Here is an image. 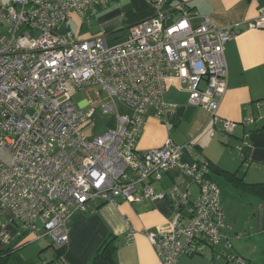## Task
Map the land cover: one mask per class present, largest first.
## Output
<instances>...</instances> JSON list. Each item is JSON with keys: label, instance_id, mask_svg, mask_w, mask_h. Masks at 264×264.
<instances>
[{"label": "built area", "instance_id": "2783aa9c", "mask_svg": "<svg viewBox=\"0 0 264 264\" xmlns=\"http://www.w3.org/2000/svg\"><path fill=\"white\" fill-rule=\"evenodd\" d=\"M110 1L117 0H0V205L24 232L62 246L74 210L168 199L172 217L145 231L162 264L210 249L216 259L248 264L218 251L231 250L232 242L222 231L220 189L205 179L209 161L196 146L167 140L156 148L137 147L147 117L163 114L173 87L211 113L212 136L219 122L228 136L257 121L217 114L228 88L225 46L235 33L208 17L195 27L194 11L177 0H149L156 13L129 26L119 43L110 44L102 33L79 39L62 31L72 13L85 18ZM248 24L264 30V5ZM92 85L102 86L107 97L103 103L86 100V113L74 95ZM100 104L114 114L115 125L89 137L84 127ZM186 153L191 162L182 161ZM174 168L199 185L194 202L190 189L156 190Z\"/></svg>", "mask_w": 264, "mask_h": 264}, {"label": "crops", "instance_id": "0c3cea01", "mask_svg": "<svg viewBox=\"0 0 264 264\" xmlns=\"http://www.w3.org/2000/svg\"><path fill=\"white\" fill-rule=\"evenodd\" d=\"M177 1L186 2L194 11L195 27L208 17L214 24L235 33L225 46L228 88L217 114L235 122H242L253 115L257 121L248 126L238 125L230 137L222 134V124L219 122L212 136L215 126L211 113L191 104L187 91L173 87L164 97L166 107L163 114L147 117L137 147L140 150L156 148L167 140L179 145L191 142L216 166L229 171L240 169L247 182H264V104L261 107L256 104L264 101V30L250 28L248 24L258 16L264 0ZM155 13L156 8L149 0L110 1L107 7L89 11L85 18L72 13L62 31L71 30L79 39L104 33L110 42L114 39H110L109 34L126 30L123 41L128 35L129 26ZM71 22L76 24L77 31ZM84 25L88 28H84ZM75 102L85 105V101ZM93 116L84 127L89 137L115 125V119L111 117L97 126L92 120ZM245 131H250V145L244 147L242 152L248 158V166L244 165L242 156L237 155L235 150ZM215 137H219V140H215ZM182 161L190 162V155L184 154ZM162 181L177 185L181 190L189 188L187 178L178 168L170 170L163 177L157 191L168 188ZM220 183L226 213L225 233L232 239L234 251L245 257L249 264H264V201L240 193L223 179ZM172 215L173 210L166 199L148 198L133 203L123 200L119 204L102 203L94 211L74 210L68 242L55 246L51 240L48 241L49 238H36L24 232L14 220L11 210L0 205V251L18 249L8 264H44L45 261L52 264H92L97 249L112 234L118 238V264H162L145 231L165 224ZM131 232L133 238L129 239ZM176 264L230 263L223 257L214 259V254L206 250L203 255L183 256Z\"/></svg>", "mask_w": 264, "mask_h": 264}, {"label": "trees", "instance_id": "16d2710c", "mask_svg": "<svg viewBox=\"0 0 264 264\" xmlns=\"http://www.w3.org/2000/svg\"><path fill=\"white\" fill-rule=\"evenodd\" d=\"M243 126H248V125H243ZM222 134L224 135L223 132H222ZM231 135H233V133L230 134V135H228V136H226V135H224V136L225 137H230ZM249 137H250V131H245L244 134L240 138L241 140L235 146L236 154L239 155V156H242L244 165H246V166L249 165L248 158L247 157H244L242 152H243V148L244 147H248L250 145L249 142H248L249 141ZM244 141L246 143H243ZM196 149L201 154H203L197 148V146H196ZM191 161H192V158H191ZM208 161H209V172L208 173H205L204 174V177H205V179H208L211 182H213L220 189L221 207L224 208V205H223V191H222V188H221V183L217 179L218 177H220L221 179H223L224 181H226L227 183H229L233 188H235L240 193L249 194V195L255 196V197H257V198H259V199H261V200L264 201V182H260V183H250V182H247L245 180V174L243 172H241L240 169L239 170H236V171H229V170L222 169V168L216 166L209 159H208ZM184 176L187 178V180L189 182V188H187V189H190V191L192 193V197L190 199L192 200V202H194L195 199H196V197L200 193V187H199L198 184H196L195 182H193V180L189 176H186V175H184ZM192 185H195L196 191H193L192 190V188H191ZM166 189H168V188H166ZM163 190H165V189H163ZM167 201L170 204V201L168 199H167ZM170 206H171V204H170ZM224 210H225V208H224ZM226 228H227V226H225L222 229V231H223V233L225 235V238L228 239V240H230L232 242V249L231 250H227V249H224L223 247H222V249L226 250L225 253H227V252H233V253L239 255L240 257H242L243 259H245L247 261V259L245 257H243L242 255H240V254H238V253H236L234 251L233 241L225 233V229ZM117 239H118L117 236L112 235V234L109 235V237L106 238L103 241V243L99 246V248L97 249V251H96V253H95L94 257H93L92 264H118L117 259H116V254H117V250H118ZM16 251H18L17 248H12V249H7V250L0 251V264H8L11 255H13ZM218 251L221 254L225 255V253H223L220 248H218ZM210 252L214 254V259H215L216 251L213 250V249H210ZM48 264H52V263L49 262ZM248 264H249V262H248Z\"/></svg>", "mask_w": 264, "mask_h": 264}, {"label": "rangeland", "instance_id": "374dc122", "mask_svg": "<svg viewBox=\"0 0 264 264\" xmlns=\"http://www.w3.org/2000/svg\"><path fill=\"white\" fill-rule=\"evenodd\" d=\"M71 26L73 27V29L75 31L78 30V27L76 26L75 23L71 22ZM86 27H87V25L84 28H86ZM102 34H104V33H102ZM124 35H126V30H120L118 32L109 34L108 36L110 37V39H114L113 41H110V44H114V43L122 41V39L124 38ZM106 97H107V93L103 89L102 86H100V85H92L89 88H86V89L81 90L80 92H78V94L76 96H74V100L77 101V102L91 100L93 102L99 101L100 103H103L105 101ZM120 108L122 110L125 109L122 105H120ZM84 110H85L86 113L89 112L91 110V106L85 104L84 105ZM111 117H114V114L110 113V112L109 113H105L103 111V108H102L101 104H100V107L95 112L92 120L95 121V124H97V126H99V125H102L105 120H108V118H111ZM215 140L218 141L219 137H215ZM162 180H163V178H162ZM218 181H222V179L218 178ZM162 184L163 185H167L166 187H168V188L174 186V184L173 185H168V183H165L164 181H162ZM191 188H192L193 191H196L195 190V185H192ZM48 241L50 242V239H48ZM12 256L13 255H11V257ZM47 263H49V262H47Z\"/></svg>", "mask_w": 264, "mask_h": 264}]
</instances>
